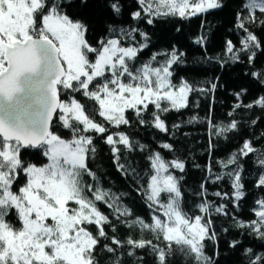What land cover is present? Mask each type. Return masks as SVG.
<instances>
[{
    "label": "snow or ice",
    "instance_id": "obj_1",
    "mask_svg": "<svg viewBox=\"0 0 264 264\" xmlns=\"http://www.w3.org/2000/svg\"><path fill=\"white\" fill-rule=\"evenodd\" d=\"M135 2L137 10L130 14L131 19L148 25L155 18L186 20L225 6L223 0ZM92 3L0 0V264H101V251L108 254L111 264H122L117 253L124 247L129 257L137 256L133 249L145 250L156 264H169L177 253L184 264H219L215 249L211 255L206 252V242L217 236L213 216H228V204L236 202L239 207L238 202L247 195L241 158L257 149L251 142H243L238 152L222 162L226 173L213 176L212 169L205 167L210 182H231V194L212 193L227 203L205 199L208 188L202 181L196 194L199 204L193 206L194 211L186 208L183 175L176 174H183L186 164L163 155L164 150L171 154L174 146L165 142L158 145L159 150L147 151L145 144L134 143L123 129L132 125L131 113L140 126L168 134L170 128L162 116L180 113L189 107L193 94H211L218 85L209 82V87H197L176 75V68L186 61L185 53L175 45L141 59L150 47V37L139 27L117 29L108 24L104 36L91 43L89 25L80 13ZM108 7L114 17L122 15L120 0H110ZM70 8H78V12L70 14ZM257 22L264 26V0H240L234 23L247 34L239 41L245 54L261 47L249 28ZM207 40L206 35L199 36L195 43L205 46ZM224 47L232 54L230 59L241 60L236 55L237 44L229 40ZM254 58V52L249 54V63ZM227 62L223 59L221 67ZM251 75L264 85V71ZM246 93L242 88L237 95ZM255 106L264 109V96L256 99ZM210 123L217 136L238 127L230 123L217 128L214 117ZM98 138L108 147L118 172L134 177V182L142 181L137 190L149 209L147 219L121 207L122 195L101 188V176L90 166L97 159ZM212 143L214 147L215 141ZM25 150H35L44 161L27 162ZM137 150L147 151L148 168L142 173L135 162H129ZM259 164L264 170V150ZM254 187L264 193V171ZM100 204L110 214L103 213ZM253 214L247 231L264 242V197L254 200ZM110 215L131 217L126 220L130 232L138 227L153 238L121 241L114 235ZM238 246L239 241L229 245ZM246 254L248 264H264V253L257 255L249 248ZM142 262L143 257L138 256V264Z\"/></svg>",
    "mask_w": 264,
    "mask_h": 264
},
{
    "label": "trees",
    "instance_id": "obj_2",
    "mask_svg": "<svg viewBox=\"0 0 264 264\" xmlns=\"http://www.w3.org/2000/svg\"><path fill=\"white\" fill-rule=\"evenodd\" d=\"M110 0H93L90 9L80 13L89 25L88 39L95 44L104 36L106 25L112 24L115 28L139 27L150 37V47L145 50L141 59H148L150 53L159 50H168L175 45L181 52L185 53V64L176 68V75L187 79L197 87H209V82L217 83L218 87L211 94H193L188 108L180 113L169 112L162 116L170 128L168 134L156 130L154 127L140 126L131 113L129 118L132 125L123 130L130 135V139L136 144H145L147 151L159 150L161 143H170L174 151L169 154L168 150L163 155L168 158H179L186 164V169L181 181L183 188V202L186 208L194 211V205H198L200 197V184L204 181L208 188L205 199H211L217 203H227L224 199L216 198L212 193L216 191L232 193L230 181L210 182L205 178V167L212 169L215 173H226L227 169L222 167V162L239 151L243 142L248 141L257 149L256 153L249 157H242V168L245 191L247 195L239 201V207L235 203L228 204L229 215L213 216L212 225L217 236L215 241H207L206 252L211 255L215 249L219 264H248L246 250L251 248L257 255L264 253V242L257 234H250L247 226L255 218L253 214L254 200L264 197L259 189L254 187V181L261 174L259 164L261 150H264V109L255 106L257 98L264 96V85L254 78L253 71L259 73L264 71V26L259 22L249 25L253 34L258 37L260 48L250 49L248 54L241 51L240 39L247 35L235 26L236 13L239 9L240 0H223L224 7L212 10L199 17L181 20L178 17L155 18L153 25L144 22H137L131 19L130 14L137 10L135 0H120L123 5V12L120 17H114L109 10ZM70 14H76L78 8L68 9ZM179 29V31H177ZM206 35L208 40L205 46L195 43L199 36ZM231 40L237 44L236 55L241 60L233 61L225 50L226 41ZM255 53L252 63L248 61V55ZM223 59L228 62L221 67ZM242 61V62H241ZM218 78V79H217ZM247 89V93L238 96L241 89ZM242 107H237V105ZM253 104L254 107L247 108L243 105ZM231 113V115H229ZM215 118L217 128L224 127L230 123H236L237 129L230 130L222 135H213L212 118ZM195 118V119H193ZM191 121V122H189ZM179 125V127H174ZM213 141L215 145L213 147ZM98 155L95 163L90 166L101 176L100 186L104 190H110L112 194H120L124 199L120 202L121 207H127L131 212L140 218L147 219L150 215L149 209L145 206L141 195L138 194V186L142 181H135L133 178L125 177L113 166L112 157L108 147L101 139H96ZM147 151L141 153L139 150L131 154V162H135L136 168L142 173L147 170ZM23 157L27 162L39 164L44 157L35 154V150H25ZM199 165V167H197ZM142 192V187H140ZM100 210L110 214L106 205L100 204ZM111 222L115 226L114 235L121 241L129 237L152 239V235L144 230L130 232L126 220L131 217H117L110 215ZM243 224L245 227H238ZM105 230L109 236L113 235L112 230L106 225ZM233 241H239L240 246L229 247ZM104 243V241H102ZM127 248H119L117 255L122 264H138V256L143 257L142 264H156L152 254H145V250L133 249L137 256L129 257L124 253ZM101 264H111L106 252H100ZM169 264H184L181 254L169 259Z\"/></svg>",
    "mask_w": 264,
    "mask_h": 264
}]
</instances>
